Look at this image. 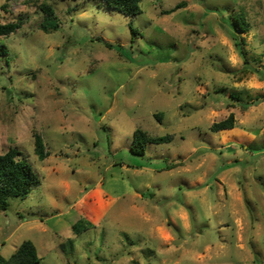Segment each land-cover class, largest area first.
<instances>
[{"label":"rangeland","instance_id":"1","mask_svg":"<svg viewBox=\"0 0 264 264\" xmlns=\"http://www.w3.org/2000/svg\"><path fill=\"white\" fill-rule=\"evenodd\" d=\"M140 7L0 0V24L28 16L0 37V154L41 177L0 211L3 258L31 241L39 264H264V0ZM137 129L174 140L134 154Z\"/></svg>","mask_w":264,"mask_h":264},{"label":"trees","instance_id":"2","mask_svg":"<svg viewBox=\"0 0 264 264\" xmlns=\"http://www.w3.org/2000/svg\"><path fill=\"white\" fill-rule=\"evenodd\" d=\"M97 2L99 6L105 9L116 11L125 17L132 19L142 14L140 3L142 0H92ZM180 8L177 5L173 10L169 11L170 14ZM40 10L43 13V21L41 28L45 33L51 32L58 28V16L55 8L49 3H42ZM28 20V16L19 15L14 21L0 24V37H8L13 33L20 30ZM242 23L238 32L246 30V23L242 17ZM131 33L137 35V31L132 28ZM235 47L244 61V65H248L246 52L244 51V43L237 36L234 38ZM105 45L109 48L111 46L108 43ZM6 53L4 46L0 47V55ZM245 108H248L246 106ZM160 115L156 114V119H160ZM237 127L234 114H230L228 118L220 122L212 124L210 130L212 132H220L224 130H232ZM174 140V135L169 134L163 137L150 135L148 132L137 129L133 134L132 152L134 154L143 155L147 145L149 144H163ZM36 152L40 157H44L45 153L43 145L39 136L36 137ZM19 151L11 148L6 153L0 154V211L8 210L10 206L9 200L11 198L25 199L28 197L37 187L41 185V177L35 172L31 164L26 159H19ZM48 155V153L46 154ZM90 226H82L81 222L73 226L75 234L88 231ZM41 258L38 255L35 245L31 241H24L9 258L5 259L0 256V264H39Z\"/></svg>","mask_w":264,"mask_h":264}]
</instances>
